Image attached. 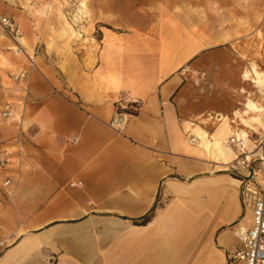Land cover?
I'll use <instances>...</instances> for the list:
<instances>
[{
	"label": "crops",
	"instance_id": "obj_1",
	"mask_svg": "<svg viewBox=\"0 0 264 264\" xmlns=\"http://www.w3.org/2000/svg\"><path fill=\"white\" fill-rule=\"evenodd\" d=\"M183 3L194 16L164 11L155 25L124 31L85 17L80 44L84 55L94 51L92 64L85 56L63 71L62 57L51 58L43 35L24 22L23 3L0 0L25 51L0 41V103L8 97L14 111L0 117V153L20 114L24 128L19 181L13 166L0 169V222L19 235L0 264H231L227 254L240 243L230 227L249 224L252 212L225 169L233 148L226 162L207 147L222 114L189 119L181 111L187 63L205 49L204 38L187 31L202 29L208 1ZM39 43L45 47L36 54ZM32 54L36 68L27 64ZM8 68L28 70L23 105L19 87L3 77ZM126 93L139 108L117 133L109 122Z\"/></svg>",
	"mask_w": 264,
	"mask_h": 264
},
{
	"label": "rangeland",
	"instance_id": "obj_2",
	"mask_svg": "<svg viewBox=\"0 0 264 264\" xmlns=\"http://www.w3.org/2000/svg\"><path fill=\"white\" fill-rule=\"evenodd\" d=\"M18 1L23 3L24 22L37 27L30 28V32L38 30L43 35L50 51H53L50 53L51 58L56 53L64 60L60 63L63 71L68 66L82 64L85 56L86 65L92 64L94 51L88 50L84 55L85 47L80 44L84 32L80 23L85 21V17L89 23L97 21L99 25L113 26L124 31L132 27L155 25L161 20L164 11H173L177 18L184 19L195 14V7L190 3L182 4L185 0ZM207 1L203 9L202 29L189 28L187 31L189 35L203 37L205 49L187 63L189 70L184 76L181 111L189 119L221 117L217 113L234 118L233 111L244 110L248 99L264 106L263 91L251 78L255 75L254 67L264 72V0ZM163 2L167 3L165 7L160 4ZM0 41H10L1 30ZM10 45L12 48L13 43ZM42 47H45L43 43L37 47L36 54L41 53ZM5 51L0 48L1 59ZM8 70L3 77L12 82L10 74L17 70ZM246 71L251 76L244 77ZM8 100L5 97L0 107ZM233 126L237 125L233 123ZM245 131L252 133L254 130L246 128ZM255 131L259 132L260 127Z\"/></svg>",
	"mask_w": 264,
	"mask_h": 264
},
{
	"label": "built area",
	"instance_id": "obj_3",
	"mask_svg": "<svg viewBox=\"0 0 264 264\" xmlns=\"http://www.w3.org/2000/svg\"><path fill=\"white\" fill-rule=\"evenodd\" d=\"M0 30L3 36L13 43L12 50L17 53L25 52L21 43V29L14 19L0 15ZM27 64L29 68L37 67L34 54L27 55ZM27 73V69H20L10 74V79L20 89L22 105L29 94ZM0 108L2 117L7 118L14 114L10 101H6ZM138 108L139 102L130 94H124L114 103L110 127L117 133H123ZM16 127L15 135L0 153V169L13 166L15 177L19 181L24 153L21 114ZM224 144L234 150V158L226 164L225 169L237 177L241 203L245 209L252 212L249 224L237 221L231 225L230 229L240 247L229 252L227 260L231 264H264V130L259 133L247 132L246 135L233 132L224 139ZM11 184V178H7L3 183L4 186ZM73 184L80 185L81 182ZM18 236V229L7 231L0 222V256L16 242Z\"/></svg>",
	"mask_w": 264,
	"mask_h": 264
},
{
	"label": "bare ground",
	"instance_id": "obj_4",
	"mask_svg": "<svg viewBox=\"0 0 264 264\" xmlns=\"http://www.w3.org/2000/svg\"><path fill=\"white\" fill-rule=\"evenodd\" d=\"M254 72L255 75L251 77L253 79L252 81L256 84L257 87H259L263 91L264 97V72H259L255 67ZM249 76H251L250 73L246 71L244 73V77ZM233 112L234 118H229L228 116L222 115V122L220 123V127L218 128L216 135L213 137V140H210L207 144L208 149L212 148V150L217 153L219 158H222V160L226 162L229 161L230 155L232 153L229 146L224 144V138L222 136L225 135V132H232V123L240 122L246 128L254 130L253 132H256L255 130H257L258 127H260L259 132H261V130H264V106L262 104L256 103L253 100L248 99L247 102L244 104V110L238 109ZM241 132L242 133L238 134H247H245V129H243Z\"/></svg>",
	"mask_w": 264,
	"mask_h": 264
},
{
	"label": "trees",
	"instance_id": "obj_5",
	"mask_svg": "<svg viewBox=\"0 0 264 264\" xmlns=\"http://www.w3.org/2000/svg\"><path fill=\"white\" fill-rule=\"evenodd\" d=\"M149 218H150V214H148V215H146L145 217H143L142 219H141V222L143 223V222H146L147 220H149Z\"/></svg>",
	"mask_w": 264,
	"mask_h": 264
}]
</instances>
